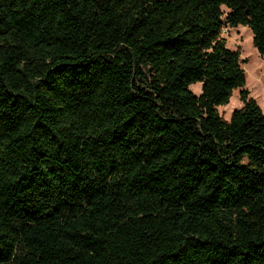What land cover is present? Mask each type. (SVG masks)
<instances>
[{
	"label": "trees",
	"instance_id": "1",
	"mask_svg": "<svg viewBox=\"0 0 264 264\" xmlns=\"http://www.w3.org/2000/svg\"><path fill=\"white\" fill-rule=\"evenodd\" d=\"M225 26L264 60V0H0V264H264Z\"/></svg>",
	"mask_w": 264,
	"mask_h": 264
},
{
	"label": "rangeland",
	"instance_id": "2",
	"mask_svg": "<svg viewBox=\"0 0 264 264\" xmlns=\"http://www.w3.org/2000/svg\"><path fill=\"white\" fill-rule=\"evenodd\" d=\"M221 37L225 40L227 48L239 53L241 68L245 74V85L243 89L248 91L264 115V60L259 56L252 44V34L246 27L236 28L223 27ZM190 90L199 95L201 84L190 86ZM239 89L233 90L229 102L217 107V111L223 120H229L232 111L242 108L243 104L239 98Z\"/></svg>",
	"mask_w": 264,
	"mask_h": 264
}]
</instances>
